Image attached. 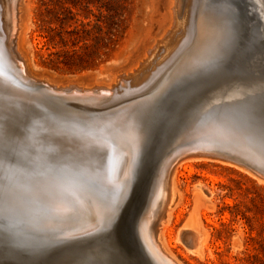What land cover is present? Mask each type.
Here are the masks:
<instances>
[{
    "label": "bare ground",
    "instance_id": "obj_1",
    "mask_svg": "<svg viewBox=\"0 0 264 264\" xmlns=\"http://www.w3.org/2000/svg\"><path fill=\"white\" fill-rule=\"evenodd\" d=\"M22 2L0 0V117L24 119V134L14 139L33 161L13 168L22 183L0 193V219L33 246L11 248L16 259L77 264L99 246L114 249L118 264H140L137 256L182 264L165 229L182 200L176 174L184 162L219 161L264 184L257 175L264 177V140L256 132L264 107V0H174L172 29L139 67L94 87H65L32 72L20 50ZM217 17L226 24L222 39ZM122 86L126 98L108 105ZM198 192L206 195L204 185ZM200 233L194 227L183 236L192 240L188 252L203 256L208 245Z\"/></svg>",
    "mask_w": 264,
    "mask_h": 264
},
{
    "label": "rangeland",
    "instance_id": "obj_2",
    "mask_svg": "<svg viewBox=\"0 0 264 264\" xmlns=\"http://www.w3.org/2000/svg\"><path fill=\"white\" fill-rule=\"evenodd\" d=\"M44 1L46 3L50 2L49 0ZM93 2L95 3L93 9L96 14H99L97 8H100L106 15L109 13L116 17L121 15L120 21L122 22L120 25L123 35L108 61L97 68L74 72L52 68L43 63L44 59H42L41 54L46 57L48 50L43 46L44 38L41 36L40 31L42 1L23 0L22 18L25 28L24 39L20 41V50L24 57L30 60L32 72L38 76L44 75L51 82L65 87H71L70 84L87 87H94L97 84L108 86L116 77L135 71L156 44L165 38L175 22L174 0H93ZM50 6L53 7V5ZM2 7L3 4L0 5V16L2 18L0 19V25L5 26V18H3L5 10ZM180 7H182V4H180ZM3 10L4 12H2ZM91 18L94 17L91 16ZM102 19L104 20V18ZM68 21L69 23L65 27L72 29L69 25L74 21L69 19ZM54 25H57V23L55 22ZM216 26L218 38L220 36L222 39L221 36L224 34L223 30L226 24L221 18L217 17ZM66 38L68 41L67 49L72 50L70 35L66 34ZM242 51L249 53V47L245 45ZM231 52L232 49H228L224 54L228 56ZM165 62L166 60H163L160 65ZM217 62L213 67H217ZM232 68L235 70L234 67ZM259 71H264V68L259 69ZM152 78L154 79V77ZM152 78L147 80L143 87L153 81ZM31 81L33 80L31 79ZM141 85L130 88L137 91L141 89ZM115 88L113 89L116 91L115 98L109 99L110 101L107 100L109 101L108 105L120 102L128 94L124 93L128 91L125 90L128 86L124 88L122 86L121 93ZM130 94L132 95V92ZM75 104H78V102H75ZM24 114L29 116L31 113ZM17 117V121H13L8 117H0V122L5 124V126L3 124V130L0 131V193L2 188H7L10 184L15 187L22 183L19 178H16L20 177V174L18 171L15 172L14 169L20 170V168L33 162L29 159L31 155L24 154L17 147L24 145V143H17V140L24 134L19 131V129H22L20 124L24 122V119ZM17 135H19V138L16 140L14 138H17ZM50 155L44 157L46 160V163L43 164L44 168L48 166L47 160ZM11 164H17L18 166L15 168ZM33 167L35 169H31L33 173L40 171L39 168L37 169V165ZM10 172L14 173L10 174ZM253 173L256 174V172ZM258 177L264 179L263 176L258 175ZM13 178H15V181ZM176 182L182 200L175 207L171 221L165 229V234L172 252L182 264H264L263 183L258 182L255 177L233 165H226L213 160L184 162L177 170ZM201 184L204 185L205 196L200 195L198 192V187ZM2 195L4 196V194H0V202L3 198ZM7 221V219H0V234L10 235L13 244L18 243L20 248L25 244L24 248H32V243H29V240L23 236V230L17 227L16 233L13 232L15 227L11 225L12 223H9L11 220ZM194 227L206 238L208 248L203 256L193 255L187 249L186 244L190 245L192 240L188 236H183V234L184 231H189ZM21 237L24 242H28L20 244ZM178 238H181V240ZM98 247L96 248L97 251L102 250ZM13 254V249L0 251V264H10L11 262V264H25L19 258L16 259L18 256ZM137 258L136 261L140 264H154L150 257L144 258L142 256V259L137 256Z\"/></svg>",
    "mask_w": 264,
    "mask_h": 264
},
{
    "label": "trees",
    "instance_id": "obj_3",
    "mask_svg": "<svg viewBox=\"0 0 264 264\" xmlns=\"http://www.w3.org/2000/svg\"><path fill=\"white\" fill-rule=\"evenodd\" d=\"M41 1L44 8H40V31L43 46L48 50L46 57L41 54L45 65L81 72L97 68L110 59L123 35L121 15H106L100 8L96 14L93 0ZM68 19L74 21L69 25L72 29L65 27ZM66 34L70 35L72 50L67 49Z\"/></svg>",
    "mask_w": 264,
    "mask_h": 264
},
{
    "label": "snow or ice",
    "instance_id": "obj_4",
    "mask_svg": "<svg viewBox=\"0 0 264 264\" xmlns=\"http://www.w3.org/2000/svg\"><path fill=\"white\" fill-rule=\"evenodd\" d=\"M256 132L260 136L261 140H264V107H262L259 125L256 128ZM131 177L129 178V183H126L123 188V195L122 198L127 197L130 192V184H131ZM115 213L113 212L111 215L108 216L106 220V224L110 225L113 222ZM13 247H18V245H14L12 238L10 235L0 234V251L4 249H8L9 251ZM115 255V250L111 248H105L97 252L96 256L93 258H89L87 260L78 261L77 264H118V262L114 261L112 257ZM122 264V262H120Z\"/></svg>",
    "mask_w": 264,
    "mask_h": 264
},
{
    "label": "water",
    "instance_id": "obj_5",
    "mask_svg": "<svg viewBox=\"0 0 264 264\" xmlns=\"http://www.w3.org/2000/svg\"><path fill=\"white\" fill-rule=\"evenodd\" d=\"M29 82H31L32 84H35V85H36V84H39L38 82H36V81H34V80H33V81L30 80ZM251 171L255 172L253 169H252ZM256 174H257V173H256ZM257 175H259V174H257ZM259 176H260V175H259Z\"/></svg>",
    "mask_w": 264,
    "mask_h": 264
}]
</instances>
